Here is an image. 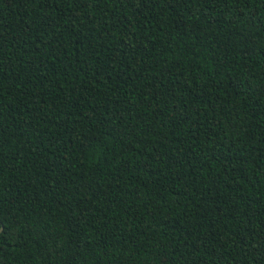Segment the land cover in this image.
<instances>
[{
  "label": "trees",
  "instance_id": "obj_1",
  "mask_svg": "<svg viewBox=\"0 0 264 264\" xmlns=\"http://www.w3.org/2000/svg\"><path fill=\"white\" fill-rule=\"evenodd\" d=\"M0 264H264V0H0Z\"/></svg>",
  "mask_w": 264,
  "mask_h": 264
},
{
  "label": "water",
  "instance_id": "obj_2",
  "mask_svg": "<svg viewBox=\"0 0 264 264\" xmlns=\"http://www.w3.org/2000/svg\"><path fill=\"white\" fill-rule=\"evenodd\" d=\"M0 229H2V227H0ZM1 231V230H0Z\"/></svg>",
  "mask_w": 264,
  "mask_h": 264
},
{
  "label": "snow or ice",
  "instance_id": "obj_3",
  "mask_svg": "<svg viewBox=\"0 0 264 264\" xmlns=\"http://www.w3.org/2000/svg\"><path fill=\"white\" fill-rule=\"evenodd\" d=\"M0 230H2V229H0Z\"/></svg>",
  "mask_w": 264,
  "mask_h": 264
}]
</instances>
